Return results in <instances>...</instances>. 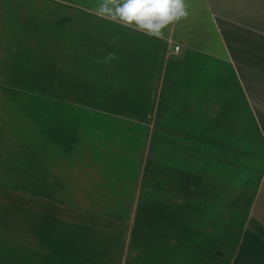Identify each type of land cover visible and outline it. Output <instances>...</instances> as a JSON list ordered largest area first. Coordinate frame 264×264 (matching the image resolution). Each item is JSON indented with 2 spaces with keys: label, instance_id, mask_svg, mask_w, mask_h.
Instances as JSON below:
<instances>
[{
  "label": "crops",
  "instance_id": "obj_1",
  "mask_svg": "<svg viewBox=\"0 0 264 264\" xmlns=\"http://www.w3.org/2000/svg\"><path fill=\"white\" fill-rule=\"evenodd\" d=\"M97 4L0 0V264H264V0L164 38Z\"/></svg>",
  "mask_w": 264,
  "mask_h": 264
},
{
  "label": "clouds",
  "instance_id": "obj_2",
  "mask_svg": "<svg viewBox=\"0 0 264 264\" xmlns=\"http://www.w3.org/2000/svg\"><path fill=\"white\" fill-rule=\"evenodd\" d=\"M188 0H98L96 14L146 36L164 38L174 22L189 15ZM117 59L109 53L100 63Z\"/></svg>",
  "mask_w": 264,
  "mask_h": 264
},
{
  "label": "rangeland",
  "instance_id": "obj_3",
  "mask_svg": "<svg viewBox=\"0 0 264 264\" xmlns=\"http://www.w3.org/2000/svg\"><path fill=\"white\" fill-rule=\"evenodd\" d=\"M95 90V86H91L90 85V94ZM120 116L119 120H120V129L122 131L121 133V137H122V148L120 151H116V155L119 154L121 158L125 157L126 155V151L123 147L124 143L130 141L131 143H138L139 141H143L144 138L141 137V135H139V131H143V128L145 126V123H143V118L145 116V113H118ZM108 123L112 124V119L110 118H106L105 119V124L107 125ZM130 127L134 128L136 131L133 134H130V136L125 133V131H127L128 129H130ZM130 138V140H129ZM124 142V143H123ZM93 151H90V153ZM136 156V157H144V151H140V150H136L135 152L132 151L131 155L129 156ZM107 156V155H106ZM95 157V156H93ZM107 157L104 158V160L102 161V164L104 165V171L105 172H111V170L109 171L108 168L111 169V162L112 160L106 159ZM95 160H93L94 162ZM101 161V160H100ZM94 166H97L94 164ZM91 166L90 165V173L91 172H96V167Z\"/></svg>",
  "mask_w": 264,
  "mask_h": 264
},
{
  "label": "built area",
  "instance_id": "obj_4",
  "mask_svg": "<svg viewBox=\"0 0 264 264\" xmlns=\"http://www.w3.org/2000/svg\"><path fill=\"white\" fill-rule=\"evenodd\" d=\"M180 49H181V45H180V44H177V45L175 46V51H180Z\"/></svg>",
  "mask_w": 264,
  "mask_h": 264
}]
</instances>
